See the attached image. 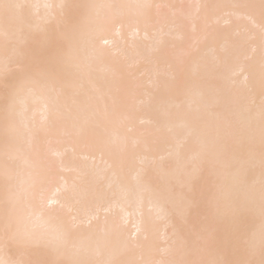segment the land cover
Returning a JSON list of instances; mask_svg holds the SVG:
<instances>
[{"label": "snow or ice", "instance_id": "snow-or-ice-1", "mask_svg": "<svg viewBox=\"0 0 264 264\" xmlns=\"http://www.w3.org/2000/svg\"><path fill=\"white\" fill-rule=\"evenodd\" d=\"M176 7L194 10L189 13L194 20L209 10H224L225 25L233 20L251 25V30L245 29L250 54L247 69L232 72L233 77L243 75L242 100L209 96L206 85L220 71V63L209 65L201 57L189 71L197 47L190 45L166 62L158 75L173 101L162 111L173 139L170 161H153L154 179L141 169L134 183H128L130 153L139 142H125L116 156L118 172L110 165L98 176V181L115 187L105 212L120 200H135L149 212L155 208L160 219H169V207L180 216V225H172L171 236L161 246L147 243L140 226L127 232L126 222L109 223L106 216L101 221L99 212L81 217L72 206L60 205L46 194L55 162L38 152L25 153L22 145L26 138L31 145L41 132L74 112L71 128L81 138L130 121L131 114L123 110L126 89L109 95L102 113L93 111V93L101 92L96 71L105 58L107 33L119 32L126 23H166L167 17H154L153 10ZM41 8L42 15L34 11ZM158 43L163 45V39ZM0 55V229L6 242L46 257L12 264H264V0L180 6L0 0ZM112 74L123 80L118 70ZM65 134H70L67 126ZM110 143L101 140V151ZM54 205L66 207V214Z\"/></svg>", "mask_w": 264, "mask_h": 264}, {"label": "bare ground", "instance_id": "bare-ground-1", "mask_svg": "<svg viewBox=\"0 0 264 264\" xmlns=\"http://www.w3.org/2000/svg\"><path fill=\"white\" fill-rule=\"evenodd\" d=\"M19 2L38 5L117 2L131 5L180 6L244 3L249 0H19ZM34 11L41 15L44 13L43 8ZM223 11L209 10L207 15L201 13L194 20L189 15L190 12L194 13V10L187 8L154 9L153 16L158 13L167 17L166 23H156L155 20L148 24L126 23L119 32L113 29L107 33L109 44L104 46L105 58L103 63L97 65L96 71V82L101 92L93 93L96 97L93 111L102 113L104 100L109 95H116L118 88L126 89L123 110L130 113L132 119L125 121L122 126H111L107 130L100 128L94 136L81 138L71 128L76 115L74 112L47 132H41L31 145L26 138L22 145L25 153L38 152L41 157L55 162L53 174L46 186L48 196L58 200L60 205L72 206L79 211L81 217L99 212L101 221L106 216L109 223L126 222L127 232H134L136 227L140 226L142 234L146 232L148 235L147 243L163 245L164 240L171 236L172 225H180V216L173 213L169 207V219H160L155 208L149 212L147 205L140 208L135 200H120L119 206H113L110 211L105 212V208L112 201L111 193L115 191V187L109 188L106 180L98 181V176L110 165L111 170L118 172L116 156L125 142L129 146L133 141L139 142V147L130 153L126 171L128 183H134L133 176L141 169L147 171L148 178L154 179L157 172L153 167V161H158L160 157H166L170 161L169 152L173 139L165 126L162 111L170 107L173 101L162 89L163 77L158 73L163 71L166 62H171L190 45L197 47L199 54L187 65L189 71L197 68L201 57L209 65L220 63V71L206 85L209 96L221 100L226 95L243 99L246 92L243 75L233 77L232 72L241 67L247 69L249 61L245 58L250 54V48L245 41V29L251 30V25L235 20L232 24L225 25ZM193 23L196 26L195 33ZM161 38L164 41L163 45L158 43ZM258 59L257 52V62ZM113 69L119 71L123 77L122 81L113 78ZM3 72V57L0 55V84L3 83ZM39 119L37 115V121ZM66 126L70 134H65ZM101 140H110L109 148L101 151L99 147ZM2 151L0 146V160ZM191 154L195 155V151ZM256 179L258 182V170ZM179 191L177 189V194ZM96 192L100 195L94 196L93 193ZM60 205L53 207L59 213L66 214V207L60 208ZM259 226L257 214L254 227L258 230ZM44 258L46 257L38 255L35 251H27L21 244L6 242L0 229V261L3 264Z\"/></svg>", "mask_w": 264, "mask_h": 264}]
</instances>
